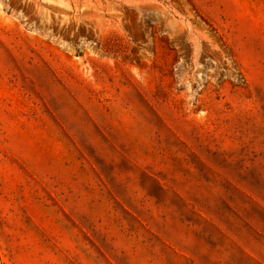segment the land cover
Returning <instances> with one entry per match:
<instances>
[{
  "label": "rangeland",
  "instance_id": "374dc122",
  "mask_svg": "<svg viewBox=\"0 0 264 264\" xmlns=\"http://www.w3.org/2000/svg\"><path fill=\"white\" fill-rule=\"evenodd\" d=\"M0 264H264V0H0Z\"/></svg>",
  "mask_w": 264,
  "mask_h": 264
}]
</instances>
